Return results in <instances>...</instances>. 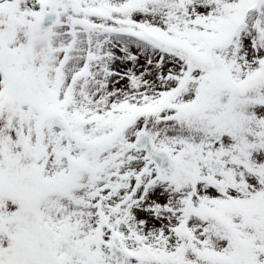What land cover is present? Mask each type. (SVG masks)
I'll return each mask as SVG.
<instances>
[{"label":"snow or ice","instance_id":"6c2138e0","mask_svg":"<svg viewBox=\"0 0 264 264\" xmlns=\"http://www.w3.org/2000/svg\"><path fill=\"white\" fill-rule=\"evenodd\" d=\"M0 264H264V0H0Z\"/></svg>","mask_w":264,"mask_h":264}]
</instances>
